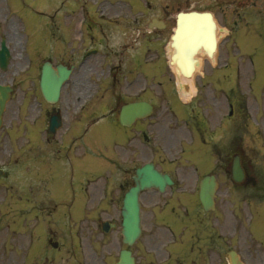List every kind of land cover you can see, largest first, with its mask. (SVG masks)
<instances>
[{"label": "rangeland", "instance_id": "1", "mask_svg": "<svg viewBox=\"0 0 264 264\" xmlns=\"http://www.w3.org/2000/svg\"><path fill=\"white\" fill-rule=\"evenodd\" d=\"M67 1L66 5L63 6L65 3L62 4L61 1L55 2L53 0H0V42L6 40L12 54L8 70L6 72L0 71V82L4 81L7 83L14 80L18 89L17 94L10 101L4 125L0 130V165L4 168H31L32 170L34 168H58L59 164L66 162L65 152H61L60 157L51 159L54 157L55 149L52 146H48L41 147L39 150L41 158L36 155L37 158L32 163L31 159H25V152H27L25 144H31L33 133L39 137L42 124L46 121L36 111V107L41 101L40 96L37 97L38 89L36 88L39 60L44 55H50V46L55 47L59 40L67 48L68 42L71 41V39L69 41L67 39L73 36H75V41H77V48L82 50V37L79 39L80 28L78 23L76 27L70 28L67 26H73L79 21L78 14H80L81 9L74 5V0ZM81 1L83 0H77L79 4ZM84 1L95 11L97 7H100L102 11L100 10L99 13L107 15V17L110 14L114 15L112 11H108L117 7V4H109L103 0L98 3V0ZM156 2L169 4L174 9L179 4V0H156ZM189 3L190 6L200 4L198 0H183V4ZM70 7L74 9L73 17L72 20L69 17L71 20L70 24L69 20H67L66 25L65 20L66 16H69L68 8ZM44 12H47V15H42ZM239 26L236 29V46L232 45L229 49L230 40L225 41L223 37L218 58V68L213 73L211 70L215 64L214 61H204L202 58L199 60L198 69L200 72L204 69L209 76H206L208 77L206 79L207 83L204 80L205 84L203 85L202 83L199 84L200 80L199 78L197 79L199 91L192 104L196 105L197 115L207 117L213 123L218 121L222 124L223 121L224 127L227 128L228 121L225 118L229 108L230 98L228 95H233L236 98L239 110L235 118L232 119L233 123L229 126L230 136L220 135V150L225 153L229 149H238L242 153L243 161L247 164V167L255 168L254 176L258 183L261 182L262 176L260 168L262 170L264 168V45H260L259 53L253 62L249 60V55L255 52L253 46L257 45L255 43L252 44V40L257 38H253L248 42L247 37L250 34L257 35V30L247 29V24H240ZM220 29L226 30L223 25H220ZM131 31L134 32L133 35H129ZM142 31L143 29L136 28L127 30L126 26H124L122 35H112L114 37L113 41H116L106 47L108 56H103L102 54L105 51L102 50V53L98 54V56L89 57L87 62L82 64L79 62L77 74L82 75L86 69L85 77L87 78L90 75V83L92 85L96 83L92 88L87 87V90H93L98 84L95 74L92 70H89V64L96 70L103 69L104 77L112 72L120 74L121 82H117L116 88L107 87V90L115 92L120 90L121 87L124 88L121 91H126L131 82L133 85L136 84H134L131 76V71L135 68L134 54L140 52L142 53L141 58L155 61L157 65H159V61L166 63L165 58L154 49L151 43L147 47V53L141 52L140 49L144 46V41L147 39V36ZM259 31L263 32V29ZM165 35L168 34L166 33ZM43 41L47 43L48 47L45 51H40L39 47L42 50L46 47ZM60 47L62 48L63 46ZM165 48L169 51L168 44L162 46V50H165ZM65 52L67 51L65 50ZM143 55L146 56L144 57ZM166 65L168 69V61ZM255 67L257 70L254 71ZM124 73H128V76L124 75ZM216 76H218L217 83H211L210 79L215 81ZM163 79L168 85L167 80L173 79V76H166ZM121 83H123V86H121ZM194 90L196 88L192 91ZM179 91L182 97L186 96L185 91L181 88H179ZM77 95L80 94L75 91L63 95L60 105L64 107L66 102H69L72 97ZM24 96H27L25 101V106L27 103L28 107L26 115L25 111L21 113V102L24 100ZM66 97H68V101L65 100ZM164 99L167 102V106L166 103L159 105L157 108L158 115L152 121L154 125V132L151 133L153 142L144 146L142 141L138 140V151L135 141L134 148L137 149V152L133 163L127 161L133 148L116 155V149L112 148V146L107 149L108 137H105L102 128H92L88 141L91 148L85 161V168L93 174L91 179H95L96 183L100 184L99 175L105 169V164L109 166L113 161H121L122 159L125 160V167L152 160L161 168H172L179 180L181 178L187 186H191V193L194 192V185L197 183V168L213 169L220 176L222 173L221 168H224L221 155L215 152H208L205 146L203 150L193 149L198 142L196 128L193 124H198V121L196 119L191 120L184 108H181L180 115L176 113L178 116L174 112H169L170 101L166 96H164ZM189 99H191V96L183 100V102L187 104ZM165 107H167V111L164 110ZM187 108L188 110L190 109L189 103ZM72 112L70 111V113ZM175 116L176 119L170 123V120ZM72 122H74L73 116L67 119V123ZM100 126L105 127V125ZM113 131L118 133L121 130L113 127ZM26 133L29 135L30 141H26V138L29 139L28 136L25 137ZM64 133L66 132L64 131ZM64 133L62 134L63 136L65 135ZM42 137L41 135L39 139L43 140ZM58 138L59 135L53 139L58 142ZM102 142L105 143L102 144ZM78 146L79 141L75 142L74 150L70 152V156L75 162L78 161L79 157L86 156L85 150L78 149ZM58 169L61 170L62 168ZM13 175L19 181L21 178L20 170L16 169ZM26 177L27 175L24 174L22 183L25 182ZM221 177L223 182H221L219 190L218 209L222 212L226 209L232 212V209H234L236 215H241L237 216L239 220L236 221V227L245 229L244 225L247 222L248 226L250 221L249 214L254 208L250 200H247V206L244 203L241 204L242 199L245 197L254 198V196H259L258 198H260L263 194L258 190V187L254 190L253 188L246 190L239 188V190L233 191L231 185L224 177V172ZM93 182L89 187V196L80 205L81 214L76 213L79 216H75L74 213H69V216H67V213L63 214L65 211L61 209L60 215L56 218L57 224L52 227L56 234L55 238L59 239L60 245L62 244V248L58 250H53L49 247L44 248V246H39L35 249L30 246L32 238L35 237L38 242L40 241L41 232L36 231L35 236H32V233L29 234V232L28 235L24 234L26 230L24 221L18 217L20 204L12 200L6 215V222L11 223V226H6L4 220L0 221V264H114L122 248L120 228L121 203L119 199H113L119 195L115 189H112L114 185H110L104 190V186L95 187ZM103 192H108V198H103ZM255 201L261 202L259 200ZM257 206L259 207L260 204H257ZM148 210L145 207L143 218L147 217ZM86 214L89 218L87 221L88 226L84 227L81 218L86 216ZM106 219H112L118 223V226L109 234L104 235L101 230V223ZM42 224V227L50 226V222ZM255 228L258 233H261L260 231H264V224ZM244 235L242 234V236ZM165 239L169 244L175 243L174 238L168 236V234ZM234 245L243 250L246 245H250V241L247 238L246 244L244 240L238 238ZM155 254L157 255V252ZM145 259L149 260L151 258L146 257Z\"/></svg>", "mask_w": 264, "mask_h": 264}, {"label": "flooded vegetation", "instance_id": "2", "mask_svg": "<svg viewBox=\"0 0 264 264\" xmlns=\"http://www.w3.org/2000/svg\"><path fill=\"white\" fill-rule=\"evenodd\" d=\"M105 2L112 3L110 0H104ZM199 5H194L192 8L187 4H183L181 0L180 4L174 9L170 5H155L152 0H118V6L108 12L115 13L114 16L123 13L124 4L128 6L127 19H115L107 18L103 20V16H94L91 10L86 8V20H85V41H88L83 46L84 53L101 54L102 50L106 53V47L113 41V34H118L119 29L122 28L124 23H128L130 26H148L153 19H157L164 23L163 29H153L149 33H153L148 36L147 43L150 45H160L164 42H168L173 32V26L176 22V13L181 10H197V11H209L213 13L214 17L219 23L228 26L226 39H229L232 34L235 33L236 24L245 19L247 22V28L253 30H259L264 26V0H198ZM145 2V3H144ZM139 10L143 13L140 14ZM132 14V15H131ZM165 32H168L167 38ZM118 38V36H117ZM77 50V56L82 55ZM139 53V52H138ZM71 57H75L73 52ZM68 60L70 58L68 57ZM72 63H68L70 65ZM93 72H97L96 79H101L102 71H98L94 68H90ZM173 71V70H171ZM134 84L132 82L127 87L126 91L123 87L116 92L115 107L118 109V121L119 114L122 106L129 102L134 101H148L153 105V112L149 115V118L136 121L133 125V135L141 134L139 127L144 125V122L148 120L150 123L152 118L156 116L155 99L162 97V94H157L154 88V80L156 76V70L154 68H148L143 70L144 74L141 75L140 70H133ZM172 74V73H171ZM172 90L169 95H173L177 81L176 75L173 73ZM114 79V81H113ZM104 81L107 85H116L114 82H121L119 76L104 77ZM96 84V83H95ZM90 83V75L86 78L85 75H77L73 80L71 86H67L65 89L66 94L71 91H75L80 95L72 97L69 102L62 108L59 103L54 106H49L42 101L40 103L39 113L43 120L51 119L54 114H61L64 117H70V115H79L77 119V125L84 127V132L89 130L92 120L91 102H89L86 109L87 113H79V106L83 99L95 98L102 89L87 90V87L92 88ZM123 86V83H121ZM100 87V86H99ZM188 86H186L187 88ZM96 88V87H94ZM83 92V93H82ZM15 94V89L11 97ZM81 94H83L81 96ZM85 94V96H84ZM197 95V94H196ZM84 96V97H83ZM26 96H24L25 98ZM68 101V97L66 99ZM235 107V105H234ZM85 109V110H86ZM70 111H73L70 113ZM70 113V114H69ZM151 119V120H149ZM191 119H196L198 124H193L197 130L200 131V141H207L205 135L209 136L210 146L212 150L217 151L222 156L224 164L229 165L231 156L233 157L236 152L235 149H229L224 153L220 150L219 137L220 135H226L224 130L220 129V123L210 122L208 118H200V116H193ZM120 123V122H119ZM136 138V136H134ZM233 159V158H232ZM137 168V167H136ZM135 168V169H136ZM122 172H126L129 178H125L122 175L121 180L118 181L121 189H125L127 186L133 185L132 177L133 168H121ZM124 169V170H123ZM134 169V171H136ZM4 170V168H3ZM27 173L26 180L20 187V199L23 202L25 211H29L34 214L36 218L43 216L55 217L58 210L59 202V189H58V177L59 170L57 168H36V170L25 171ZM86 169H80L75 172L71 171V174L82 179L86 174ZM252 168H244V178L241 182L236 183L233 181L232 168L230 165L225 167V178L232 183V185L247 186L253 181ZM172 179H174V185L169 188L170 197L162 198V196H156V191L145 192L143 201L144 207L148 210V215L143 220V232L141 239L135 244L133 251L136 264H227L226 253L232 249V245L236 239L235 219L232 212L226 213L221 216L220 213H203L200 208H196L195 200L189 197L191 192L190 185H186L183 181L178 180V176L173 170L169 172ZM196 185H194L195 191ZM11 180L10 173L5 170L0 175V197L5 199L8 196L11 199ZM168 190V189H167ZM151 194V195H150ZM76 198H73L72 204H74ZM29 207V208H28ZM201 207V206H200ZM181 224V227H178ZM176 230L182 231L181 243L167 244L165 234L170 231L175 233ZM247 244V236H245ZM145 243V247H144ZM140 249V250H139ZM157 252V255L155 254ZM244 262L246 264H264L262 260L264 250L252 253L249 246H245L241 251ZM150 257L151 259H145Z\"/></svg>", "mask_w": 264, "mask_h": 264}, {"label": "water", "instance_id": "3", "mask_svg": "<svg viewBox=\"0 0 264 264\" xmlns=\"http://www.w3.org/2000/svg\"><path fill=\"white\" fill-rule=\"evenodd\" d=\"M186 31L187 33L189 31L192 35L191 40L188 41V44L190 45L189 51L192 55L201 48H204L206 51L209 52V54H211L212 51L215 49L217 45L215 36V24L210 14H200L194 12L188 14H181L179 16V29L177 31L178 36H184V33ZM8 56L9 51L7 50L5 45H3V48L0 51V61L3 67L6 66L5 63L8 61ZM181 62L184 64V66H186V68L191 65V61L189 59L182 58ZM69 74V70L61 69L59 75H55L50 66L45 67L43 72V78L41 81V88L47 99L51 98V93H53L54 96H57L59 94L61 85L63 81L67 79ZM0 89H2V91L5 93L4 100L0 101L1 116L5 98L7 97V88L0 87ZM144 108L145 107L141 104H134L126 108L125 112L127 113L130 110H133L135 112L138 110L142 111L144 110ZM234 168L237 175V173L241 171V166L238 157H236L235 159ZM138 174L139 176L137 178V185L131 188L130 191L126 194L123 203L122 233L124 242L129 245L133 244L136 241L141 232L139 209L140 205L138 200L140 191L143 188L151 186H158L163 189L166 183L171 182L169 177L163 176L162 174L155 171L152 165H146L144 168L138 171ZM212 180L213 177H207L201 183L200 197L206 208L213 204L212 196L214 192V184H212ZM106 225L108 226L107 223H105V227ZM230 260L232 264H240L234 255H231ZM117 264H134L133 258L131 257V253L129 251H124L121 255L120 261Z\"/></svg>", "mask_w": 264, "mask_h": 264}]
</instances>
